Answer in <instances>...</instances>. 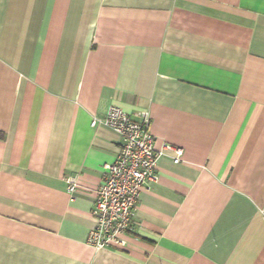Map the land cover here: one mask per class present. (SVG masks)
<instances>
[{
	"label": "crops",
	"instance_id": "obj_1",
	"mask_svg": "<svg viewBox=\"0 0 264 264\" xmlns=\"http://www.w3.org/2000/svg\"><path fill=\"white\" fill-rule=\"evenodd\" d=\"M110 105L183 154L97 250ZM0 264H264V0H0Z\"/></svg>",
	"mask_w": 264,
	"mask_h": 264
},
{
	"label": "built area",
	"instance_id": "obj_2",
	"mask_svg": "<svg viewBox=\"0 0 264 264\" xmlns=\"http://www.w3.org/2000/svg\"><path fill=\"white\" fill-rule=\"evenodd\" d=\"M98 126L107 127L117 135L118 151L115 160L103 166L96 185L92 207L95 222L86 243L97 250L125 248L127 235L136 224L133 214L140 191L149 182L158 180L155 172L157 158L169 151L173 161L179 162L183 151L168 143L156 150L147 110L128 113L110 105L101 116L92 118L91 127ZM66 182L68 193L73 195L76 178L68 177Z\"/></svg>",
	"mask_w": 264,
	"mask_h": 264
}]
</instances>
